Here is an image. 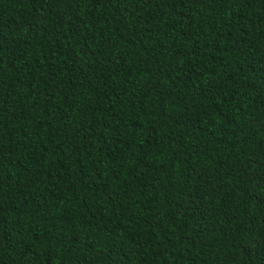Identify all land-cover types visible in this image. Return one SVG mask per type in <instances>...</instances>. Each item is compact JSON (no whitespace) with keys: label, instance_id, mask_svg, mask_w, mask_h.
<instances>
[{"label":"trees","instance_id":"16d2710c","mask_svg":"<svg viewBox=\"0 0 264 264\" xmlns=\"http://www.w3.org/2000/svg\"><path fill=\"white\" fill-rule=\"evenodd\" d=\"M0 264H264V0H0Z\"/></svg>","mask_w":264,"mask_h":264}]
</instances>
